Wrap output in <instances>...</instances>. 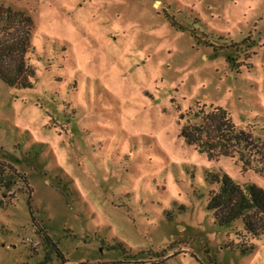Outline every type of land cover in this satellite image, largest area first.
I'll return each instance as SVG.
<instances>
[{
	"label": "rangeland",
	"instance_id": "obj_1",
	"mask_svg": "<svg viewBox=\"0 0 264 264\" xmlns=\"http://www.w3.org/2000/svg\"><path fill=\"white\" fill-rule=\"evenodd\" d=\"M0 6L33 19L37 73L33 89L0 80V173L15 182L0 192V264H42L43 232L65 264H264V239L214 224L206 179L264 189V161L248 163L235 143L211 158L186 143L193 121L180 119L222 109L264 142V0Z\"/></svg>",
	"mask_w": 264,
	"mask_h": 264
},
{
	"label": "trees",
	"instance_id": "obj_2",
	"mask_svg": "<svg viewBox=\"0 0 264 264\" xmlns=\"http://www.w3.org/2000/svg\"><path fill=\"white\" fill-rule=\"evenodd\" d=\"M34 27L33 19L26 13L0 6V80L10 87L33 89L35 86L36 68L28 56L31 51ZM185 118L195 123H186L182 136L187 144L196 145L201 153L207 152L211 158L233 156L235 152H223L216 155L215 151L223 148L230 149L231 143H235L239 148L236 149V153L242 158L247 157L248 163L253 160L252 158L257 159L256 162L259 164L260 161H264V142L260 146H255L252 143L254 138L250 134L235 129L226 111L213 107L211 110L197 107V109L180 115L181 120ZM210 122L214 124V130H216L213 135L205 128V125ZM192 124L202 133L203 140L190 132ZM8 159H12L11 156ZM257 171L264 175L263 166L257 168ZM206 179L210 185L217 186L209 192L207 202L208 211L213 213L214 224L227 230L239 224L242 231H238V237L263 240L264 189L253 182L240 185L233 181L227 173H209ZM14 183L4 171L0 173V192L10 190ZM42 235L48 248L42 264L52 262L54 254L57 255L61 264H65L67 259L58 250L57 245L44 232ZM238 248L241 254L250 255L256 250V245L243 247L240 244Z\"/></svg>",
	"mask_w": 264,
	"mask_h": 264
}]
</instances>
